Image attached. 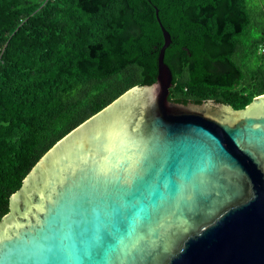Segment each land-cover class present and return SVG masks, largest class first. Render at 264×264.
<instances>
[{
  "label": "water",
  "instance_id": "obj_1",
  "mask_svg": "<svg viewBox=\"0 0 264 264\" xmlns=\"http://www.w3.org/2000/svg\"><path fill=\"white\" fill-rule=\"evenodd\" d=\"M135 86L56 142L9 198L0 264H264V95L243 109Z\"/></svg>",
  "mask_w": 264,
  "mask_h": 264
},
{
  "label": "trees",
  "instance_id": "obj_2",
  "mask_svg": "<svg viewBox=\"0 0 264 264\" xmlns=\"http://www.w3.org/2000/svg\"><path fill=\"white\" fill-rule=\"evenodd\" d=\"M243 109L264 95V0H0V219L61 138L132 87Z\"/></svg>",
  "mask_w": 264,
  "mask_h": 264
}]
</instances>
